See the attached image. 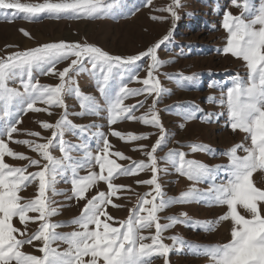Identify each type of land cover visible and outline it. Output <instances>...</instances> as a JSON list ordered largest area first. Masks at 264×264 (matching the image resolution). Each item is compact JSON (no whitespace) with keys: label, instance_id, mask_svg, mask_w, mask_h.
<instances>
[{"label":"snow or ice","instance_id":"1","mask_svg":"<svg viewBox=\"0 0 264 264\" xmlns=\"http://www.w3.org/2000/svg\"><path fill=\"white\" fill-rule=\"evenodd\" d=\"M119 0H45L44 3L28 4L19 3L17 0H0V10H16L25 13V19L32 20L33 17L41 13L47 14L49 18H101L110 14L114 7L118 6ZM233 6L242 7L244 12L249 13V17L232 16L225 11L222 27L228 33L225 54H231L235 58L242 59L248 69L247 81L239 78L233 81V86L227 90L226 101L222 98L221 103L225 104L228 110L229 125L233 131L239 130L248 134L251 145H236L224 155L229 158V165L223 170L227 172L226 183L210 186L208 194H201L195 188L183 193L179 201H165L161 187L157 182V173L160 171L157 166L156 151L166 140L159 117L155 111L156 100L149 108L147 115L136 117L133 110L138 106H143V101L138 105L125 106L124 100L129 96H136L146 93L151 96L153 93L157 97L163 89L159 80L153 76V72L161 66L158 60L157 50L170 38L169 35L163 37L156 44L150 46L146 51L139 54L121 57L113 56L97 46L79 43L57 42L48 43L43 46L16 52L10 55L7 60H0V101L4 102L5 115H8V108L14 100L22 94L16 89L9 88V80L20 79L24 88L23 99L19 104H25L21 111H47V109L35 108L34 104L39 101L48 107L56 106L65 108L64 114L56 124L41 122L44 130L53 129L52 137L46 143H34L23 140L15 141L17 144L27 146L31 151L36 152L44 161L31 159L22 153L13 151L5 140L11 139L13 133L18 131L15 123L0 129V264H152L154 256L163 257L164 264H169L168 256L173 247H184V242L177 237H170L173 245L170 247L162 242V233L177 223L185 224L197 229L210 231L211 224L197 222L188 224L177 217H170L169 223L161 225L157 213L174 202L195 201L207 199L208 203L216 205H226L228 211L218 218L219 221L231 220L233 227L231 230V241L224 245L212 246L210 248L197 249L193 245H188L194 249L193 254L206 255L211 264H264V215L258 207L264 203V190L254 186L252 176L256 171L264 172V3L256 9L250 7V0H245L243 5L237 4V0H232ZM180 0H172L169 6L158 9L168 12L172 20L179 19L176 9L181 7ZM151 19H164L163 17H151ZM259 26V27H257ZM25 36L29 34L21 29ZM74 57V58H73ZM147 58V76L138 82L143 85L140 89H129L121 82L118 91L113 95L110 91L109 80L114 76H122L126 71H134L138 61ZM70 59V64L62 71H56L55 66L65 60ZM90 75L99 73V91L104 98L108 111L109 126L119 120H139L145 125L156 127L160 131V136L152 146L151 151L145 153L147 163L144 161H132L130 166L124 167L110 156L119 159H130L121 152L110 151L112 145L103 133H97L102 147L98 144L95 156L87 153L86 159L80 164H65L64 161L71 160L68 156L69 147L63 140L64 126L67 121L66 106L63 101L65 94L71 95L73 92L80 101L83 113L95 115L100 111V105L94 97L82 95L79 88H73L75 81L71 74L79 75L81 70L89 71ZM38 71L43 75L53 74L59 77L60 83L56 86L39 85L33 82V71ZM115 70V72L113 71ZM192 80L195 76L185 77ZM212 87L213 85H209ZM213 99V98H210ZM214 102V100H213ZM186 119H192L191 115ZM75 127V126H73ZM93 127H95L93 125ZM86 129L81 127L80 131ZM30 136H39V133L30 132ZM112 136L121 141L130 142L147 139L146 135H136L129 133L122 134L119 131H112ZM59 138V148L64 153L61 159H56L50 154V147H55L54 140ZM144 146H141L143 148ZM195 151H207L202 145H188ZM242 149L246 154L240 156L237 150ZM179 157L177 171L186 176L189 180L199 181L205 177L215 179L213 172L203 164L195 161L185 160V154L169 152L164 158L174 166L177 164L176 157ZM5 157L18 160H28L24 167H12L5 162ZM98 166L99 173L91 171L93 165ZM38 167L39 171L27 172L29 167ZM78 167L89 169L88 174L79 177ZM67 169H71V184L73 196L77 199H84L89 188L95 186L98 181H103L107 185V193L104 191L92 197L84 206L78 219L71 223L77 225L80 230L70 234L59 235L54 230L57 227L68 226L67 224H52L50 217L58 214L57 209L51 207L48 193L57 195L55 183L57 176L63 175ZM144 171H151V178L137 181V184L151 186L152 192L146 193L141 198L137 208L130 211L129 219L122 222L120 227H112L107 221L113 218L104 211L105 206L111 204V197L124 186H117L113 183L120 175H138ZM38 182L37 192L33 199L24 200L18 193L27 188L29 184ZM153 192L155 195H153ZM151 196V199L147 197ZM157 200L159 201L157 203ZM116 206V205H113ZM150 206V207H149ZM240 206L250 213L251 218L246 219L237 211ZM35 214V215H30ZM186 215V214H182ZM101 217L105 219L102 220ZM18 218L23 230L14 227L13 219ZM29 222L37 223V230L27 233ZM94 226V228H90ZM155 227V234L150 237L141 235V231ZM17 234H19L18 238ZM150 239L151 243L145 241ZM40 241L42 246L39 252L42 256L25 254L21 248L25 244H32ZM56 241L67 244L66 250L58 251L52 247ZM179 250V249H178ZM84 257H90L87 261Z\"/></svg>","mask_w":264,"mask_h":264},{"label":"rangeland","instance_id":"2","mask_svg":"<svg viewBox=\"0 0 264 264\" xmlns=\"http://www.w3.org/2000/svg\"><path fill=\"white\" fill-rule=\"evenodd\" d=\"M17 2L39 4L44 3L45 0H17ZM53 2H59V0H53ZM244 2L245 0H237V4L240 5ZM262 3L264 0H250V7L254 6L258 9ZM170 4L172 0H119L118 6L114 7L110 14L95 19H73L66 16L57 19L49 18L47 14L41 13L32 20H28L24 18L25 13L16 10H0V60H7L16 52L61 41L97 46L113 56L129 57L146 51L171 32L170 38L157 50L158 60L162 63L153 72V76L159 80L163 89L159 97L155 93L151 96L144 93L129 96L123 103L125 106H133L143 101L142 107L138 106L133 110V115L138 118L147 115L153 101H157L155 111L165 130L166 137L163 145L155 153L157 166L160 169L157 173V182L165 201H179L181 195L191 188H195L201 194H208L213 183L216 185L226 183L228 175L223 169L229 165V158L224 153L236 145H251L248 134L231 129L227 107L221 103L222 98L226 101L227 90L233 86L235 79L247 81L248 78L246 63L242 59L223 52L228 37V33L222 27L224 12L228 11L232 16H241L243 13L246 18L249 17V13L244 12L242 7L233 6L232 0H180L182 6L176 9L179 19L173 21L168 12L158 10ZM153 16L164 19L153 20L151 19ZM21 29L29 35L25 36ZM148 63L149 60L145 58L137 62L139 67L134 71H126L122 76L110 78L111 93L115 95L121 82L129 89L142 88L143 85L138 81L146 78ZM69 64L70 59L58 63L55 66L56 71H62ZM88 68L89 71L81 70L79 75L71 74L75 81L72 87H78L82 95L94 97L100 105V111L95 115L81 114L83 110L75 93L63 96L69 122L64 126L63 140L69 147L67 154L71 157V160H66L64 163L74 165L83 163L88 152L95 156L97 145L102 147V141L96 135L97 133H103L108 138L112 145L110 151L121 152L125 157L130 158L119 159L110 156V159L124 167L130 166L132 161L147 163L145 153L151 151L159 138V129L145 125L138 119L119 120L109 126L107 106L98 88L101 84V79H98L99 73L90 75V65ZM192 76H195V79H184ZM33 82H38L39 85L56 86L60 80L57 75L51 73L43 75L34 70ZM7 86L16 89L22 96L9 106L8 115H5L4 102L0 101V129L15 123L17 119L20 121L15 124L18 131L13 133L11 139L5 137V140L13 151L22 153L31 159L40 160L43 165L47 161L27 146L17 144L15 141L28 140L37 144L46 143L52 137L53 129L44 130L41 122L55 125L64 114L65 108L48 107L37 101L34 107L47 109V111H21V108H26V105L18 103L23 99L24 94L20 79L9 80ZM189 115L193 118L186 119L185 117ZM81 127L86 130L81 132ZM112 131H119L125 135L129 133L146 135L148 138L125 142L112 136ZM30 132L39 133V136H30L28 135ZM54 144L56 146L49 149L50 154L56 159H61L64 153L60 151L59 138L54 140ZM188 145H202L207 151L193 152ZM141 146L144 147L141 148ZM169 152L177 154L183 152L185 160L203 164L211 170L219 167V170L213 172L215 179L205 177L199 181L189 180L177 171L178 155L175 166L164 159ZM237 154L244 156L246 153L238 149ZM5 162L12 167H24L28 164V160L10 157H5ZM93 165L91 171L99 173V168L95 166L94 161ZM39 170L40 168L32 166L27 169V172L34 173ZM88 171L89 169L85 167L77 168L79 177L86 176ZM151 175V171H144L138 175H120L114 179L115 185L124 187L111 197L112 203L104 208V211L113 218L107 221L112 227H120L122 222L129 219L130 211L137 208L141 198L146 193L152 192L151 186L137 184V181L150 179ZM71 176V169L57 176L54 187L58 194L52 195L51 191L48 193L51 207L57 209L58 212L50 217V222L68 225L57 227L54 230L59 235L80 230L71 222L80 217L88 200L100 191L105 193L108 191L107 185L103 181H98L95 186L88 189L84 199H77L72 193ZM252 181L255 187L264 190V172L256 171L252 176ZM37 184L38 182L34 181L18 195L24 200L33 199L37 192ZM153 195H155L154 192ZM147 198L151 199V196ZM258 207L264 215V203L259 204ZM227 211L226 205H210L207 199L174 202L159 211L157 216L161 225L169 223L168 218L170 217H177L188 224L202 222L212 225L210 231H205L177 223L164 231L162 242L165 245L170 247L173 245L170 237H177L184 242L183 248L179 246L172 248L168 256L169 264H211L208 256L193 254L194 249H190L188 245L204 249L229 243L232 239L233 223L230 219L218 220ZM237 211L246 219L251 218L250 213L244 208L238 206ZM101 219L105 218L101 217ZM13 225L23 230L18 218L13 219ZM37 228L38 222H29L27 233L32 234ZM140 234L150 237L155 234V227L142 230ZM17 236L21 238L19 234ZM145 242L151 243V240L148 239ZM41 246L40 241H34L32 244L23 245L21 251L39 257L42 256L38 250ZM52 247L63 252L68 246L56 241ZM88 259L90 257H84L85 261ZM99 264L103 262L100 261ZM152 264H164V258L154 256Z\"/></svg>","mask_w":264,"mask_h":264}]
</instances>
